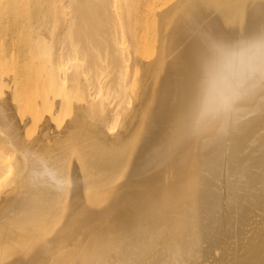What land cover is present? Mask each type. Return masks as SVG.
<instances>
[{"label": "bare ground", "instance_id": "1", "mask_svg": "<svg viewBox=\"0 0 264 264\" xmlns=\"http://www.w3.org/2000/svg\"><path fill=\"white\" fill-rule=\"evenodd\" d=\"M264 0H0V264H264V84L198 120L203 53Z\"/></svg>", "mask_w": 264, "mask_h": 264}, {"label": "clouds", "instance_id": "2", "mask_svg": "<svg viewBox=\"0 0 264 264\" xmlns=\"http://www.w3.org/2000/svg\"><path fill=\"white\" fill-rule=\"evenodd\" d=\"M203 59L204 92L197 119L219 120L253 87L264 84V32L229 43L209 42Z\"/></svg>", "mask_w": 264, "mask_h": 264}, {"label": "snow or ice", "instance_id": "3", "mask_svg": "<svg viewBox=\"0 0 264 264\" xmlns=\"http://www.w3.org/2000/svg\"><path fill=\"white\" fill-rule=\"evenodd\" d=\"M262 32H264V31H262ZM261 100L264 101V96L261 97ZM262 110H264V109H262Z\"/></svg>", "mask_w": 264, "mask_h": 264}]
</instances>
